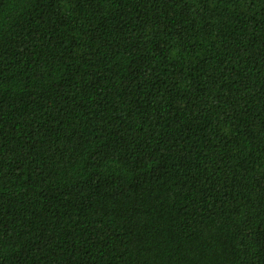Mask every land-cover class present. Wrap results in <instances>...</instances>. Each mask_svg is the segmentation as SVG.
Instances as JSON below:
<instances>
[{
    "label": "trees",
    "instance_id": "16d2710c",
    "mask_svg": "<svg viewBox=\"0 0 264 264\" xmlns=\"http://www.w3.org/2000/svg\"><path fill=\"white\" fill-rule=\"evenodd\" d=\"M0 264H264V0H0Z\"/></svg>",
    "mask_w": 264,
    "mask_h": 264
}]
</instances>
